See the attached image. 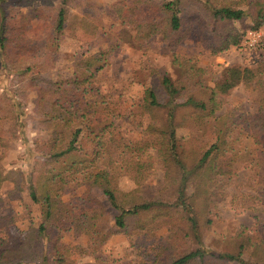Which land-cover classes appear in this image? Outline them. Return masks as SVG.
Segmentation results:
<instances>
[{
  "label": "trees",
  "instance_id": "16d2710c",
  "mask_svg": "<svg viewBox=\"0 0 264 264\" xmlns=\"http://www.w3.org/2000/svg\"><path fill=\"white\" fill-rule=\"evenodd\" d=\"M75 1L58 0L55 6L37 7L33 16L38 24L32 27L16 8L18 0H0V77L9 78L12 98L20 104L12 105L17 118L26 93L36 92L32 112L46 136L43 141H33L40 158L27 175L18 169L0 174V183L13 185L10 199L20 200L21 193L26 192L40 212L38 225L30 224L22 237L14 240L9 237L8 226L16 218L0 216V264H74L63 252L66 233L75 238L84 235L87 250L95 252L112 236L131 238L160 229L166 232L164 242L158 243L151 263L141 264H209L212 260L264 264V240L246 236L234 251L215 253L204 246L199 233L202 223L212 224L213 207L233 174L232 165L239 154L238 138L233 134L235 117L225 114L217 119L213 125L215 141L203 153L177 154L175 148L176 130L183 126L178 119L184 118L179 110L193 111L188 113L186 126L203 128L219 108L216 97L234 86L224 84L208 90L197 70L179 63L175 50L194 33L199 35L200 44L213 53L238 46L243 33L235 29L218 33L216 29L242 22L246 13L219 7L211 3L213 0H203L210 3L207 20L193 19L187 13L189 3L202 4V0H121L108 9L89 1L79 2L81 16L76 23L83 32L98 36L104 28V13L117 29L104 33L106 48L90 52L88 46L77 52L69 75L60 76L50 86L39 85L40 75L55 68L60 59L58 42ZM251 18L250 30L257 31L264 25L260 8ZM47 22L48 32L35 35ZM209 28L213 38L206 37ZM148 40H158L168 47L184 78L172 83L164 75L158 87L144 90L129 114L139 126L144 117L148 120L138 140L115 137L109 132L113 125L109 120L94 122L97 113H112L113 92L97 94L94 101L88 102L87 88L105 80L110 57L119 43L145 44ZM256 72L245 68L236 80L250 84L257 78ZM257 117L258 122L252 117L243 123L246 136L260 147L251 158L260 169L264 167V87L259 90ZM155 159L162 167L163 185L155 197L143 199L140 188L151 175ZM122 177L135 187L120 189ZM79 188H83L82 193L69 201L66 212L52 213L54 201ZM193 242L197 248H189Z\"/></svg>",
  "mask_w": 264,
  "mask_h": 264
},
{
  "label": "rangeland",
  "instance_id": "374dc122",
  "mask_svg": "<svg viewBox=\"0 0 264 264\" xmlns=\"http://www.w3.org/2000/svg\"><path fill=\"white\" fill-rule=\"evenodd\" d=\"M89 1L105 9L111 8L121 0H76L69 10L67 27L64 35L59 39V61L55 68L42 73L37 81L39 85L50 84L62 75H69L74 55L80 50L90 47V52L106 48L107 40L104 33L115 32L116 25L109 16H102L104 28L98 36L83 32L77 25L81 14L78 3ZM192 1V0H190ZM58 0H18L16 8L21 11L31 22L32 27L38 23L33 12L37 7L55 6ZM215 5L229 6L240 9L246 13L242 22L230 25H219L218 33L235 29L243 33V38L238 46H230L227 50L217 53L204 48L199 40V35L194 33L177 47L174 54L179 63L190 66L198 71L204 86L215 89L224 84H234L227 94H219L216 98L219 108L206 121L203 128H193L185 125L190 108H182L178 119L183 126L176 130L175 148L177 154L182 151H193L201 154L215 141L213 125L221 115H232L236 119L233 134L238 138L236 147L239 154L234 162L233 174L229 184L222 187L223 193L216 201L212 211V224L207 226L202 223L199 233H202V242L210 252L226 253L234 251L235 246L243 241V237L250 236L253 240H264V167H258L251 158L257 154L259 146L253 143L244 126V120L257 117L259 90L264 87V25L257 31L250 30L252 25L251 15L260 8L264 12V0H213ZM210 3L202 0L189 3L187 13L195 19H208ZM201 17V18H200ZM203 21V20H202ZM38 29L35 35H44L48 32L47 26ZM212 28L207 31L206 37L213 38ZM212 41L215 43L217 40ZM245 68L256 72L257 78L250 84H242L236 80L238 73ZM237 73V74H235ZM183 71L173 60L172 52L166 45L158 40L137 44L123 41L110 57L109 67L105 72V80L100 84H93L87 88L86 99L94 101L97 94L113 92L110 101L112 113H97L94 122L109 120L113 125L109 132L115 137L129 140H138L141 130L148 120L144 117L140 123L136 122L129 114L135 104L143 95L147 87H158L164 75L172 83H179ZM9 78L2 80L0 77V174L11 169H18L27 175L32 169L34 161L40 156L34 151L33 141H43L46 138L43 126L32 112L36 102V92L26 93L24 103L18 107L21 113L19 118L12 111V105H20L13 100L10 92ZM204 97H208L207 94ZM12 111V112H11ZM178 115V116H179ZM192 116V115H190ZM189 116V117H190ZM151 152V151H150ZM154 153V152H153ZM153 171L146 179L140 190L143 199H151L161 190L163 185V171L160 163L155 159ZM119 187L129 191L135 187L134 183L126 177L119 179ZM13 191L12 183H0V216L11 215L16 221L8 226L9 237L19 239L30 226L38 225L39 207L34 205L26 192L21 193L20 200L10 199ZM83 188L76 192L66 194L51 204L53 214L67 211L69 201L79 196ZM166 232L164 229L155 230L147 235L142 234L128 238L116 235L109 238L99 250H87V239L84 235L75 238L72 233L63 236V252L68 260L74 264H141L151 263L156 254L158 243L164 242ZM193 242L189 248H197ZM209 264H235L212 260Z\"/></svg>",
  "mask_w": 264,
  "mask_h": 264
}]
</instances>
